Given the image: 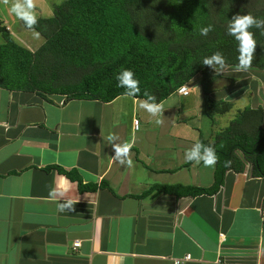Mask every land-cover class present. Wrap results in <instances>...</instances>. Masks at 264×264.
I'll return each mask as SVG.
<instances>
[{
  "label": "crops",
  "instance_id": "obj_1",
  "mask_svg": "<svg viewBox=\"0 0 264 264\" xmlns=\"http://www.w3.org/2000/svg\"><path fill=\"white\" fill-rule=\"evenodd\" d=\"M63 98L0 88V264H264V177L249 164L227 170L213 194L152 189L212 183L214 168L184 166L199 133L223 126L201 91L163 99L162 124L143 99ZM110 133L133 144L132 167L112 159ZM58 167L95 188L78 189ZM68 199L75 210L59 212Z\"/></svg>",
  "mask_w": 264,
  "mask_h": 264
},
{
  "label": "trees",
  "instance_id": "obj_2",
  "mask_svg": "<svg viewBox=\"0 0 264 264\" xmlns=\"http://www.w3.org/2000/svg\"><path fill=\"white\" fill-rule=\"evenodd\" d=\"M237 14L264 18V0H61L52 6L50 16L38 17L35 31L43 41L33 50L19 44L0 21V88L44 99L63 95L64 100L109 102L123 95L115 76L126 68L140 81L136 98L146 99L147 90L159 103L179 86L187 88L198 75L195 82L213 124L214 117L233 104L211 96L212 83L222 75L204 66L203 59L220 51L229 65L238 63V43L226 35L229 20ZM210 24L214 31L200 36V29ZM21 25L26 28L23 21ZM250 31L258 45L251 68L264 70V35L256 28ZM262 123V108L246 106L235 109L227 123L209 136L199 133L195 143L213 145L220 157L210 185L152 189L177 197L213 194L227 170L242 172L246 164L253 175L264 177ZM225 161H231L230 166L225 167ZM57 171L76 180L80 190L95 188L82 184L75 170L58 167Z\"/></svg>",
  "mask_w": 264,
  "mask_h": 264
},
{
  "label": "clouds",
  "instance_id": "obj_3",
  "mask_svg": "<svg viewBox=\"0 0 264 264\" xmlns=\"http://www.w3.org/2000/svg\"><path fill=\"white\" fill-rule=\"evenodd\" d=\"M5 5L11 4L10 11L19 20L23 21L26 28L35 32L39 23L35 0H2ZM256 28L260 30L261 35H264V18H257L251 14L234 15L227 25L226 35L234 37L238 43V63L234 66L229 65L223 53L220 51L214 52L211 56L203 59V65L211 68L217 75H221L228 67H234L237 72H246L252 66V61L255 57L257 41L255 35L250 29ZM214 31L213 25H208L200 29V36L208 37ZM38 36L39 33H36ZM117 86L123 88V93L126 97L136 98L140 95V81L136 78L135 73L131 69L122 68L115 76ZM176 92V91H175ZM146 99L141 100L139 108L155 118L157 124H162L163 119V102H157L155 95L145 90L143 93ZM107 140L112 145L115 156L112 158L121 166L132 167L133 160L131 159V149L133 144L130 142L119 143L120 137L116 133H110ZM185 161L187 163H203L205 167L214 168L219 162L220 157L213 145H205L202 142L194 143L191 148L185 151ZM231 161H225L224 166H230ZM67 189L61 190L60 196H64ZM57 210L59 212L74 211V206L71 199L66 202L58 203ZM187 257V256H186ZM179 261V260H178Z\"/></svg>",
  "mask_w": 264,
  "mask_h": 264
},
{
  "label": "rangeland",
  "instance_id": "obj_4",
  "mask_svg": "<svg viewBox=\"0 0 264 264\" xmlns=\"http://www.w3.org/2000/svg\"><path fill=\"white\" fill-rule=\"evenodd\" d=\"M60 1L61 0H35L37 17L50 16L51 11L49 9ZM253 3L256 4L255 1H253ZM10 6L11 4L5 5L2 0H0V21L7 27L13 38H15L19 44L30 50L35 49L43 41V38L40 35L37 36L36 31L33 32L24 28L21 25V20L11 13ZM0 42H2L1 36ZM221 75L222 77L218 78L212 86L215 91L211 93V96L230 101L233 106L228 112L222 115H216V122L220 125H225L228 119L234 115L235 109L259 105L263 110L262 129L264 132V70L250 68L246 72H237L234 67H228ZM197 77L198 75H195V77L192 78L188 86L190 90L186 88L185 93H181L182 96H187L190 91L193 93V90L200 91L197 82H195ZM196 119H198L196 122L202 127V132H205L206 125L208 124L206 123V117L202 115L200 118V116L197 115Z\"/></svg>",
  "mask_w": 264,
  "mask_h": 264
},
{
  "label": "built area",
  "instance_id": "obj_5",
  "mask_svg": "<svg viewBox=\"0 0 264 264\" xmlns=\"http://www.w3.org/2000/svg\"><path fill=\"white\" fill-rule=\"evenodd\" d=\"M185 90H186V87L184 85H181V86H179L176 89V92L177 93H180V94L181 93L184 94L185 93ZM132 122H133L134 127H136L137 126V123H138L137 119H133ZM114 156H115V152H114ZM73 245H78V242L77 241L73 242Z\"/></svg>",
  "mask_w": 264,
  "mask_h": 264
}]
</instances>
